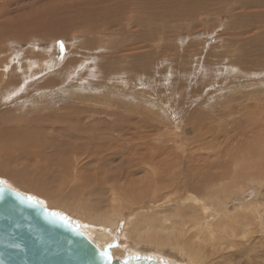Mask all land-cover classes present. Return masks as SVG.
<instances>
[{"label": "rangeland", "instance_id": "rangeland-1", "mask_svg": "<svg viewBox=\"0 0 264 264\" xmlns=\"http://www.w3.org/2000/svg\"><path fill=\"white\" fill-rule=\"evenodd\" d=\"M0 69L13 78L3 121L41 124L71 109L77 131L126 138L110 149L77 144L69 173L47 191L16 190L77 221V201L94 202L97 214L122 204L117 224L105 225L118 260L137 252L168 264H264V0H0ZM111 148L118 157L105 160ZM82 165L108 178L74 198ZM111 186L145 194L133 204L116 190L112 203ZM139 212L177 229L130 238L125 224ZM195 215L209 242L194 234Z\"/></svg>", "mask_w": 264, "mask_h": 264}, {"label": "bare ground", "instance_id": "bare-ground-1", "mask_svg": "<svg viewBox=\"0 0 264 264\" xmlns=\"http://www.w3.org/2000/svg\"><path fill=\"white\" fill-rule=\"evenodd\" d=\"M10 73H11V69H0V97L6 96L7 94H9V92H13V78L11 77L12 73L11 74ZM4 103L6 102H3V104ZM68 112H69L68 114L67 113L65 114L57 113V115L56 114L54 115L52 114L48 116L43 115L44 117H43V121L41 122V124L39 121L33 118H30L29 121H26L23 118L13 120V118H10L8 113H7V118H5L6 120L3 121L2 118L0 119V181L4 182L1 185L8 186V187L15 189L14 188L15 186L25 188V186H28L29 184H34L36 186L35 189L37 190V193L40 194L42 192L47 191L46 187L50 185L49 183L53 181H58V180L60 181L62 177H64L63 174L67 175L69 173L70 167H71L70 162L72 163V160H73L72 154L70 153L71 151L74 152L75 149L78 147H82L83 149L84 147H89V146H91L92 149L97 150L101 146H104V145L108 146V144H110L111 142L112 143L116 142L115 144L121 145L122 141L126 139L122 135L118 139H114V137H111V135H109V137L103 138L105 139V141L103 142V139L99 137L100 132H98L97 134H94V136L86 135L83 132H79L76 130L77 126L74 123L75 122L74 119L77 118L76 115L71 109ZM21 120H24V122H22ZM48 127L51 130L56 129L57 133L59 134L60 132L59 135H61L63 138H59L56 136L57 138L56 139L55 137H51L53 135L51 136L46 135L44 133L45 132L44 129ZM98 137L100 138L99 142H97ZM75 139H77L79 143L71 142V141H74ZM77 144H80L81 146H78ZM110 147L108 146L109 149ZM87 149H91V148H87ZM112 149H113V152L111 151ZM111 150H110L111 153L105 160L118 157V153L120 152V149L111 148ZM248 154L250 153L248 152ZM105 160L103 159V161ZM30 161L32 162L33 166L30 165L31 163ZM74 161H75V158H74ZM19 163L20 164L23 163L26 166L16 167L15 165ZM82 166L78 168L79 170L77 172L79 173L76 172L75 175L73 176L75 177V179H73L74 187L72 188L74 191H72L71 196H74V198H76L75 196L77 195H81L79 191H81L82 193L83 190H86L88 194H91V192L93 191L91 190L93 185L95 184L99 185L100 182L104 183L108 178L107 174L98 173V172L96 173L97 175L99 174V177L92 178L91 174L89 175L87 173L84 174L85 172H83V168L85 167V165H82ZM81 168H82V171H81ZM96 168H99V166ZM97 179H98V182L96 183L93 182L94 180H97ZM85 186H87V188H84ZM111 187H110L111 188L110 190H112L111 191L112 192V197H111L112 203L119 200V197H116L117 194H114L113 192L116 190H121L123 194L129 193V196L125 195V199L128 197L127 201H130L133 204L138 203L142 199V198L140 199V197H142L145 194L141 190L140 192L141 196L139 197L136 194V192H134V187H131L130 189L122 188L120 186H115L116 188L113 186ZM19 192L23 193L22 191H19ZM37 196L39 198H36ZM37 196L34 198L43 202L41 205H43L46 208L47 202H50V199H44L42 198L43 196L40 197L39 195ZM81 196H79V199H81L80 198ZM205 198L207 197L204 196L202 197V199H200L198 198V195H196L195 198H193V201L202 202V205H205L207 202ZM251 206L256 207L254 206V204ZM71 208L73 209L75 208L79 212L82 209L84 215L81 214L82 217L80 221H77L73 218L72 219L68 218V221L73 226L79 228L91 241L94 242V244L98 248L109 252L112 255L113 259H115V256L113 255L111 250L108 249L107 241L110 240L111 234L109 233L108 229L105 228V225L115 226L117 224V217L120 216L121 214L120 211L123 208L122 204L116 205L115 208L118 210H113V212H110V213L99 212L100 214H97V212L99 211V208L96 206L94 202H85L81 204L80 202L77 201L75 202V204L73 203V207L71 206ZM73 209L72 211L75 212L74 211L75 209L74 210ZM53 212L63 215L62 213L58 211H53ZM130 215H135L136 217L140 216V220H138L137 222H133L132 218H128L125 224L124 232L126 236L130 238L131 237L140 238L144 233H148L149 230H153V229L156 230L157 228L164 229V230L167 228H171V230L177 229V227L174 226L175 224H177L176 221L173 223H170L169 225L163 224V221L167 220V218H160L159 224H156L155 221L158 220L157 219L158 217L155 218L153 216H146L143 212H139L136 214L132 213ZM63 216H66V215H63ZM180 216H179V219H181ZM94 222L103 224V227L94 225ZM181 223H182V219L178 222V229L180 233L183 231V224H184L182 223V226H181ZM129 224H131V227H128ZM192 225H196L194 226L196 228V232L194 234L197 237L201 238L203 241L209 242V239H211V236L213 235V233H211L210 230H207L206 228H200L199 219L197 215H195ZM151 233L153 234V232ZM158 235L159 234L157 233V235L153 237L157 238ZM168 241L169 240L167 241L163 240L159 242H162L163 244H165ZM170 243H172L173 245H178L177 241L173 239H170ZM187 250L189 254L191 253L196 254V251L198 249L196 247H189ZM140 257H150V258L155 259L158 263L168 264V263H165L163 260L162 261L157 260V256L155 254H148L147 256H145V255H140L137 252L136 253L130 252L129 254L126 255V257L120 258L119 261L127 262L130 259H136Z\"/></svg>", "mask_w": 264, "mask_h": 264}, {"label": "water", "instance_id": "water-1", "mask_svg": "<svg viewBox=\"0 0 264 264\" xmlns=\"http://www.w3.org/2000/svg\"><path fill=\"white\" fill-rule=\"evenodd\" d=\"M0 189V264H109L100 255L104 250L79 228L48 215L43 205L11 187L0 184ZM111 264L162 263L140 257Z\"/></svg>", "mask_w": 264, "mask_h": 264}, {"label": "snow or ice", "instance_id": "snow-or-ice-1", "mask_svg": "<svg viewBox=\"0 0 264 264\" xmlns=\"http://www.w3.org/2000/svg\"><path fill=\"white\" fill-rule=\"evenodd\" d=\"M4 182L3 181H0V184H3ZM0 191H3V189H0ZM16 195H19L18 193H16ZM28 201H30L31 203H33V204H42L43 202H41V201H39V200H37L36 198H34V197H32V196H28L27 198H26ZM45 212L48 214V215H50V216H52V217H56V218H58V219H60V220H63L64 222H69L68 221V217H66V216H63V215H61V214H59V213H56V212H48V210L45 208ZM11 247H14V248H17V249H19L21 246L19 245V244H14V245H11ZM100 255H101V257L103 258V259H105V260H107L108 262H109V264H111V261L113 260V257H112V255L109 253V252H107V251H102L101 253H100Z\"/></svg>", "mask_w": 264, "mask_h": 264}]
</instances>
